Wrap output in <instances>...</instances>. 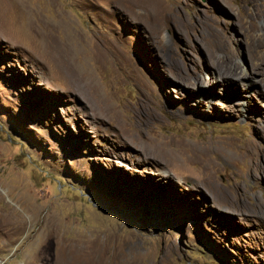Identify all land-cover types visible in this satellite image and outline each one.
<instances>
[{"label": "rangeland", "instance_id": "1", "mask_svg": "<svg viewBox=\"0 0 264 264\" xmlns=\"http://www.w3.org/2000/svg\"><path fill=\"white\" fill-rule=\"evenodd\" d=\"M23 1L0 264H264V0Z\"/></svg>", "mask_w": 264, "mask_h": 264}, {"label": "bare ground", "instance_id": "2", "mask_svg": "<svg viewBox=\"0 0 264 264\" xmlns=\"http://www.w3.org/2000/svg\"><path fill=\"white\" fill-rule=\"evenodd\" d=\"M13 1L14 0H0V7L2 8V7H6V8H8V7H10L11 6V3H12V5H13ZM18 1V0H17ZM53 1H55V0H52V2ZM21 2H25V1H23V0H21ZM21 2H20V4H21ZM54 3V2H53ZM20 4H19V6H20ZM23 5H24V3H23ZM21 6H22V4H21ZM252 57V56H251ZM253 58V57H252ZM253 60H254V58H253ZM263 61V60H262ZM262 61L261 60H258L257 62H253V64H252V71L253 72H255V73H260L261 71H263V70H261V71H259L260 69H262L264 66V64L262 63ZM264 69V68H263ZM234 72H235V74H233L234 76H236L237 78H243V77H250V75H249V71L247 70V68H245V66L244 65H240V64H237V66H236V68H234Z\"/></svg>", "mask_w": 264, "mask_h": 264}]
</instances>
